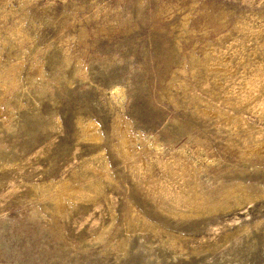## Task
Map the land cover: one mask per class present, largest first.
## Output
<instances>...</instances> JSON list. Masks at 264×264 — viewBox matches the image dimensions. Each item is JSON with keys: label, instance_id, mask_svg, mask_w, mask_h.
<instances>
[{"label": "rangeland", "instance_id": "1", "mask_svg": "<svg viewBox=\"0 0 264 264\" xmlns=\"http://www.w3.org/2000/svg\"><path fill=\"white\" fill-rule=\"evenodd\" d=\"M0 264H264V0H0Z\"/></svg>", "mask_w": 264, "mask_h": 264}, {"label": "bare ground", "instance_id": "2", "mask_svg": "<svg viewBox=\"0 0 264 264\" xmlns=\"http://www.w3.org/2000/svg\"><path fill=\"white\" fill-rule=\"evenodd\" d=\"M89 131V130H88ZM94 137H92V139H93ZM128 153V152H127ZM175 163V162H174ZM165 165V164H164ZM172 168V167H171ZM169 170V169H168ZM180 173H182V172H180ZM179 173V174H180ZM174 174V173H173ZM176 174H178V172L176 173ZM73 193V192H72ZM61 205H62V203H61ZM64 205V204H63ZM61 207V206H60Z\"/></svg>", "mask_w": 264, "mask_h": 264}]
</instances>
